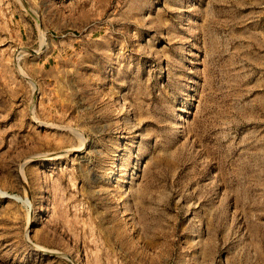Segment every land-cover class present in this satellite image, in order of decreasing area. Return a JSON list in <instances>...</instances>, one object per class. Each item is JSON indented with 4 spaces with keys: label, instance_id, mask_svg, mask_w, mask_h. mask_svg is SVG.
Masks as SVG:
<instances>
[{
    "label": "rangeland",
    "instance_id": "374dc122",
    "mask_svg": "<svg viewBox=\"0 0 264 264\" xmlns=\"http://www.w3.org/2000/svg\"><path fill=\"white\" fill-rule=\"evenodd\" d=\"M0 264H264V0H0Z\"/></svg>",
    "mask_w": 264,
    "mask_h": 264
}]
</instances>
